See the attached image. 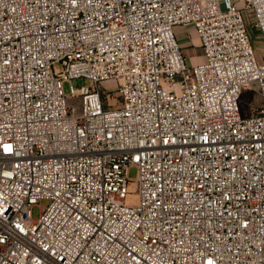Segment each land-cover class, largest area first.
<instances>
[{"label":"built area","instance_id":"obj_1","mask_svg":"<svg viewBox=\"0 0 264 264\" xmlns=\"http://www.w3.org/2000/svg\"><path fill=\"white\" fill-rule=\"evenodd\" d=\"M252 31L264 0H0V264H264Z\"/></svg>","mask_w":264,"mask_h":264},{"label":"rangeland","instance_id":"obj_2","mask_svg":"<svg viewBox=\"0 0 264 264\" xmlns=\"http://www.w3.org/2000/svg\"><path fill=\"white\" fill-rule=\"evenodd\" d=\"M237 5H242V0H232ZM252 40L254 44V48L256 50L257 56L260 61L264 62V45L260 41V32L259 31H252ZM184 56L187 58V64L190 67L196 66L204 61L203 51L199 45H191V48L187 49L186 55ZM72 84L75 88L79 89L83 86H88L89 82L85 79H79L72 81ZM102 89L104 92L110 91L114 89V85L112 83H105L102 85ZM65 93L68 95L70 93V83L64 84ZM128 177L131 181H135L137 178V169L135 167H131L128 171ZM49 205V202L46 200L41 201L37 206L33 208V219H39L41 212L44 208Z\"/></svg>","mask_w":264,"mask_h":264},{"label":"crops","instance_id":"obj_3","mask_svg":"<svg viewBox=\"0 0 264 264\" xmlns=\"http://www.w3.org/2000/svg\"><path fill=\"white\" fill-rule=\"evenodd\" d=\"M177 40L180 43L183 53L186 55L187 49L191 48V45H199V40L194 28L192 27H179L176 30Z\"/></svg>","mask_w":264,"mask_h":264}]
</instances>
